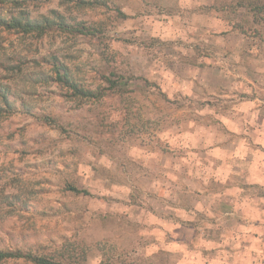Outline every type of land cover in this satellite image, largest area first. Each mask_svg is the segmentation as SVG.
Here are the masks:
<instances>
[{"label": "clouds", "instance_id": "obj_1", "mask_svg": "<svg viewBox=\"0 0 264 264\" xmlns=\"http://www.w3.org/2000/svg\"><path fill=\"white\" fill-rule=\"evenodd\" d=\"M0 264H264V0H0Z\"/></svg>", "mask_w": 264, "mask_h": 264}]
</instances>
